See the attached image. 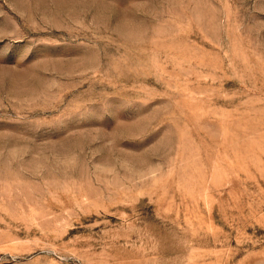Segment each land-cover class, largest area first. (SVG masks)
<instances>
[{
	"label": "rangeland",
	"instance_id": "obj_1",
	"mask_svg": "<svg viewBox=\"0 0 264 264\" xmlns=\"http://www.w3.org/2000/svg\"><path fill=\"white\" fill-rule=\"evenodd\" d=\"M0 264H264V0H0Z\"/></svg>",
	"mask_w": 264,
	"mask_h": 264
}]
</instances>
